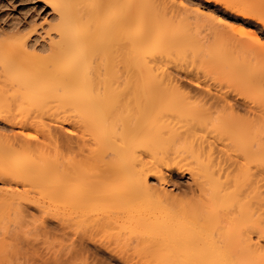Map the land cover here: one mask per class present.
<instances>
[{"label":"bare ground","instance_id":"obj_1","mask_svg":"<svg viewBox=\"0 0 264 264\" xmlns=\"http://www.w3.org/2000/svg\"><path fill=\"white\" fill-rule=\"evenodd\" d=\"M46 2L58 19L46 57L35 56L28 36L0 41V117L20 129L0 138V213L29 203L102 215L104 226L148 243L161 264H264V76L227 53L226 21L187 0ZM226 6L264 26L263 14ZM188 14L216 20L222 33L211 46L192 36ZM188 55L259 110L239 118L226 97L192 104L166 66ZM218 103L227 116L216 115ZM63 123L75 147L57 143L50 124ZM172 167L191 175L197 199L177 203L164 175Z\"/></svg>","mask_w":264,"mask_h":264},{"label":"rangeland","instance_id":"obj_2","mask_svg":"<svg viewBox=\"0 0 264 264\" xmlns=\"http://www.w3.org/2000/svg\"><path fill=\"white\" fill-rule=\"evenodd\" d=\"M170 1L176 3L178 0ZM187 1L190 6H198L211 13L212 17L223 18L226 21L224 25L227 30L223 34L227 32L229 35L238 37L236 39L226 33L230 39L228 40L230 42H227L229 45L225 46L227 53L235 59L236 63H247L248 73L256 72L264 76V48L260 49L251 44V37L254 35L264 40L263 23L252 15L234 11L226 6L232 2L240 8L249 9L253 14L264 15V0ZM155 3H162V0H155ZM47 4L46 0H0V41L7 42L10 38L28 36L29 44L35 48L33 52L35 56L46 57L50 53L49 35L46 32L53 35L58 22L54 11ZM171 9L169 11H177ZM183 14H180L182 19ZM190 15L192 14H188V18L191 20L187 21H190L189 31L192 36L198 38L202 45H205L204 47L211 46L215 42V37L222 33L220 28L216 31L218 29L215 28L214 23L211 25L216 20L211 18L213 20L209 23V18L197 17V19L196 16L193 15V18ZM182 19L178 16L176 21L175 18L171 21L175 23ZM194 23L195 25L199 23L200 26L197 24L198 27H196ZM18 28L21 31L17 33ZM241 39L243 40L241 42L247 45V49H244L245 46L243 47L242 43L241 45L237 43ZM248 45L256 46V48H250ZM166 66L171 76L176 78L177 84L179 83L181 93L188 94L192 104H200V99H210L209 103L214 101L223 103L226 97L230 104L237 103L233 105L234 108L236 107L234 116L239 118H247L248 112L254 109L259 110L257 102L252 103L253 100L249 96L243 97V94L240 96L236 93L238 91L234 92L235 86L232 80L222 77L214 69L201 67L197 58L193 60L190 55L183 61L174 58ZM207 89L209 92H206ZM221 103H218L220 104L217 109L219 113L216 115H221L222 112L221 116H227L229 109H220L225 104L221 105ZM44 119L46 122L49 121L46 120L47 117ZM12 122L0 117V138L9 139L10 136L17 134L20 129ZM50 125L54 126L52 133L55 138H58L56 140L59 145L76 146V135L69 132L71 124ZM262 141L264 142V134ZM216 142L215 150H221L223 148L221 141L217 139ZM164 171L167 179L166 187L168 186V189L173 192L177 203L197 199L199 189L188 172H179L174 167L170 171ZM150 182L158 184L154 176L150 177ZM0 186H2L1 183ZM10 188L14 189V185L12 184ZM18 190L22 191V188L18 186ZM24 205L20 209L0 213V264H161L157 256L153 254L152 248L150 250V247L146 246L148 243H143L144 247L136 235L120 230L117 224L104 226L103 221L105 223L106 218L102 215L97 218L86 216L81 219L74 215L65 216L66 214L63 215L61 211L48 209L41 212L35 205L29 203Z\"/></svg>","mask_w":264,"mask_h":264}]
</instances>
